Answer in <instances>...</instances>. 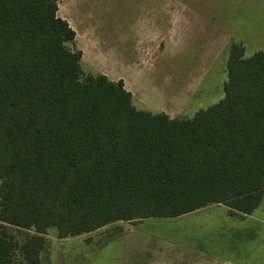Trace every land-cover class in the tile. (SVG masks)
Returning <instances> with one entry per match:
<instances>
[{
    "label": "trees",
    "instance_id": "1",
    "mask_svg": "<svg viewBox=\"0 0 264 264\" xmlns=\"http://www.w3.org/2000/svg\"><path fill=\"white\" fill-rule=\"evenodd\" d=\"M58 11L0 0V264L10 227L34 232L20 259L41 264L50 228L70 238L212 204L251 214L264 195V51L233 42L224 98L171 118L136 108L122 79L85 74Z\"/></svg>",
    "mask_w": 264,
    "mask_h": 264
},
{
    "label": "rangeland",
    "instance_id": "2",
    "mask_svg": "<svg viewBox=\"0 0 264 264\" xmlns=\"http://www.w3.org/2000/svg\"><path fill=\"white\" fill-rule=\"evenodd\" d=\"M58 5V15L71 18L77 31L71 46L83 51L84 73L122 79L136 108L171 118H193L224 98L233 42L244 45L245 57L264 51V0H58ZM9 231L15 242L9 262L22 264L21 245L34 232ZM46 237L41 264H177L203 257L264 264V195L246 216L212 204L178 217L117 221L70 238L50 228Z\"/></svg>",
    "mask_w": 264,
    "mask_h": 264
},
{
    "label": "crops",
    "instance_id": "3",
    "mask_svg": "<svg viewBox=\"0 0 264 264\" xmlns=\"http://www.w3.org/2000/svg\"><path fill=\"white\" fill-rule=\"evenodd\" d=\"M65 19V18H64ZM69 23H72V19L69 18L68 19ZM75 30V29H74ZM76 32V37H77V31L75 30ZM126 87V86H125ZM168 115V114H167ZM226 208L229 210V208L226 206ZM235 214H238V215H242V216H246L248 214H241V213H235ZM205 255V254H204ZM207 256V255H206ZM223 264V262H220V261H212L210 258L208 257H203L202 260H200V262H195V260H192L191 262H185V261H182V263H177V264ZM167 264H175V263H167Z\"/></svg>",
    "mask_w": 264,
    "mask_h": 264
}]
</instances>
